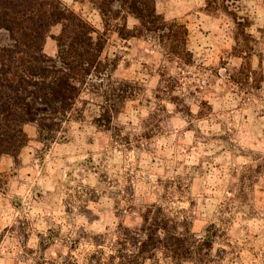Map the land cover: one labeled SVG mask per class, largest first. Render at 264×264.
Returning a JSON list of instances; mask_svg holds the SVG:
<instances>
[{
	"label": "clouds",
	"instance_id": "obj_1",
	"mask_svg": "<svg viewBox=\"0 0 264 264\" xmlns=\"http://www.w3.org/2000/svg\"><path fill=\"white\" fill-rule=\"evenodd\" d=\"M176 2L157 0L156 15L171 21L178 14ZM184 3L208 7V0ZM224 3L241 26V43L247 37L260 49L249 58L246 77L220 75L216 83L209 70L181 78L177 86L171 82L177 77L167 71L169 61H176L160 41L164 32H150L129 11V39L152 59L129 49L115 69H105L107 87L93 81L92 89H81L89 102L87 117L77 119L57 101L55 115L51 108L38 114L52 125L44 139L37 140L38 122L24 125L33 134L19 169L37 178L19 199V209L11 204L14 197L0 195V208L13 212L16 225L0 242V264H68L71 258L109 264V257L111 264H264V204L257 198L264 195V70L258 71L264 68V0ZM122 5L112 0L109 7L117 12ZM216 14L236 29L222 9ZM245 63L243 56L237 59V73ZM126 71L134 73L137 87L119 90ZM114 89L125 96L119 110H113L110 124L95 123ZM0 159L16 168L10 153ZM17 217L30 222L25 235ZM91 254L98 260L90 261Z\"/></svg>",
	"mask_w": 264,
	"mask_h": 264
},
{
	"label": "trees",
	"instance_id": "obj_2",
	"mask_svg": "<svg viewBox=\"0 0 264 264\" xmlns=\"http://www.w3.org/2000/svg\"><path fill=\"white\" fill-rule=\"evenodd\" d=\"M155 1L123 0L121 9L141 17L151 30L163 20L156 15ZM91 2L106 25L120 13L109 7L112 0ZM55 26H60V32L52 35ZM118 34L129 37L121 30ZM48 38L56 41L54 56L45 52ZM105 44L104 33L60 0H0V156L17 157L28 142L26 124L38 122L39 138L44 139L45 129L52 125L38 114L51 108L55 115V102H62L63 109H75L81 89L90 87L106 67ZM118 95L114 89L112 98ZM2 184L0 177V189Z\"/></svg>",
	"mask_w": 264,
	"mask_h": 264
},
{
	"label": "rangeland",
	"instance_id": "obj_3",
	"mask_svg": "<svg viewBox=\"0 0 264 264\" xmlns=\"http://www.w3.org/2000/svg\"><path fill=\"white\" fill-rule=\"evenodd\" d=\"M60 1L74 11L82 14V16L96 29L101 33H104L106 38V44L102 53V57L107 63L105 65L106 67L99 76H94L92 82H90L91 86L88 87V89L94 87L93 81H95L96 84L102 85V87H107V81L104 78L108 77L109 72L105 71V69H115L117 62L120 61L122 57H127L130 54L129 49L136 52L137 56H144L145 59H152L144 52V49L140 47L138 43L130 40L129 37L126 39L122 38L118 34V31L121 30L126 35H130V33L126 31V18L127 13L129 12L127 9H121L119 14L113 16L109 25H106L104 24L101 15L99 19H97L96 10L98 8L97 5L91 2V0H70V2L69 0ZM153 5L157 11V0ZM221 9L227 13L229 17H232L233 23L236 24L235 30L226 26L228 24L227 19L216 14ZM175 10L178 14L174 19L165 22L164 16L160 15L163 20L158 21L161 24L152 25L151 30L149 29L150 32L154 29H159L164 32V35L160 37V41L162 43L165 41L167 42V47L173 54L172 58L176 61L175 64H172L170 60L169 68L167 70L173 72L177 77L175 80L171 81L172 83L179 86L182 83L181 78L192 79L194 76H197V73L203 74V72L209 70L217 77L216 83L219 82L220 75L225 78L230 77L232 80H238L239 77H246L247 73L251 71V64L248 63L249 58L257 55L260 49L257 45L249 44L247 37H245L244 41L241 43L239 40V36L242 34L241 26L238 20H236L235 13L228 10L224 0H208V7L205 9H191L185 5L184 0H177ZM196 13H204L205 15L201 16ZM119 21H125V23L121 24ZM59 32L60 26H55L51 30L52 35H57ZM149 43H151L150 39ZM56 51V41L52 38H48L45 45V52L50 56H54ZM241 56L244 57L246 63L237 73L234 65L237 59ZM135 59L136 56L133 57V61H135ZM129 67L130 64L126 63L125 68L127 69ZM177 69L179 71H177ZM192 69H195L196 71L193 72L191 71ZM262 70H264V68L258 66V71ZM252 74L256 75L257 73L253 72ZM211 83L212 82L206 83L205 87L210 88ZM135 87H137V85L134 83V73L126 71L119 84V90L133 89ZM200 91L201 89L197 88V92ZM203 95L204 100L202 103L207 104L209 101V93L205 92ZM122 96L125 97L123 94L116 96L118 99H114L112 96L105 97V104L110 105L108 106L109 113L106 111L108 108L104 104L100 105V107L104 109V114L102 117H94V122L100 123L101 121H108L110 124L113 110L118 111L119 109L117 106L122 104L125 99L123 98L122 100ZM88 107V100L81 97L73 110L77 113L76 118L83 119L87 117L89 114ZM24 130L28 135V142L21 149L17 157H14L16 168H10L6 159H0V177L3 182L0 189V195L14 197L11 204L13 208L16 209H19L20 207L18 201L24 197L25 192L27 191V186L32 180L37 178L30 172L25 174L19 169L22 150L29 147L33 134L30 127H24ZM37 140H40L38 132ZM89 143H91V140H89ZM37 156L43 159L41 153H37ZM49 171H51V168H49ZM43 174L44 173H42V175ZM69 175L71 174L69 173ZM249 187L251 189V185ZM260 193H264V188L260 189ZM257 198L262 204H264V195L258 193ZM77 199H79V197H77ZM64 203L65 205H68L70 204V200H66ZM65 211L70 214L71 208L66 207ZM81 211H83V209H81ZM15 219L19 225L20 234L25 235V230L31 226L29 220L27 218L21 219L19 217ZM12 221L13 212L8 207L0 208V242H3L11 232L16 230V225H14ZM45 222H49L48 217H45ZM37 235H39L38 232ZM206 246L209 247L208 245ZM29 255H31L30 250ZM88 259L90 261L98 260L95 254H91ZM112 259V257H109V264H111ZM41 264H43V260H41ZM47 264H55V261H48ZM68 264H79V261L75 258H71L68 260Z\"/></svg>",
	"mask_w": 264,
	"mask_h": 264
}]
</instances>
